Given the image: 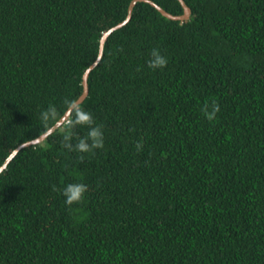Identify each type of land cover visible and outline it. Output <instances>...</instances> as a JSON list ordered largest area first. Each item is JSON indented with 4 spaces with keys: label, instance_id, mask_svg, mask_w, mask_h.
I'll use <instances>...</instances> for the list:
<instances>
[{
    "label": "trees",
    "instance_id": "obj_1",
    "mask_svg": "<svg viewBox=\"0 0 264 264\" xmlns=\"http://www.w3.org/2000/svg\"><path fill=\"white\" fill-rule=\"evenodd\" d=\"M131 1L0 0V166L79 98ZM184 2L183 21L137 2L108 36L77 106L102 126V148L63 147L75 107L0 173V264H264V0ZM153 48L165 68L148 67ZM77 182L86 198L66 206Z\"/></svg>",
    "mask_w": 264,
    "mask_h": 264
},
{
    "label": "clouds",
    "instance_id": "obj_2",
    "mask_svg": "<svg viewBox=\"0 0 264 264\" xmlns=\"http://www.w3.org/2000/svg\"><path fill=\"white\" fill-rule=\"evenodd\" d=\"M167 58L160 52L158 48L151 50V58L148 60V67L156 70L163 69L167 66ZM71 102L66 100L65 104L68 105ZM205 117L212 121L216 118L217 114L221 111L220 105L215 100H212L209 104H206L202 109ZM57 109L55 106H49L47 109L40 113V118L45 123L55 119ZM76 126H82L86 128V134L79 136L74 133L73 129ZM62 143L63 147L69 152H76L80 154H87L93 152L95 149L102 148L104 145V131L102 126L94 123L93 115L85 111L81 107L75 109V118L68 122L62 129ZM75 140V143L73 141ZM143 147L142 142H137L136 150L141 151ZM83 160L84 156L79 157ZM88 186L85 183H68L63 186L61 194L64 198V204L66 206H72L74 204H82L86 198Z\"/></svg>",
    "mask_w": 264,
    "mask_h": 264
},
{
    "label": "water",
    "instance_id": "obj_3",
    "mask_svg": "<svg viewBox=\"0 0 264 264\" xmlns=\"http://www.w3.org/2000/svg\"><path fill=\"white\" fill-rule=\"evenodd\" d=\"M182 7H183V13L180 15H174L171 14L169 12H167L166 10H164L161 6H159L158 4H156L155 2H153L152 0H132L129 8H128V14L127 17L121 21L120 23H118L117 25L113 26L112 28L108 29L107 31H105L101 38H100V45H99V52H98V57L97 59L86 69V71L83 74L82 77V85H83V91L81 93V95L79 96V98L69 107V109L65 112V114L52 126L50 127L46 132H44L43 134H41L40 136H38L35 139L23 142L21 144H19L10 154L9 156L5 159V161L3 162V164L0 166V173L7 167V165L10 163V161L15 157V155L23 148L28 147L30 145H35L38 143H41L42 141H44L50 134H52L56 129H58L60 126H62V124L64 122H66L70 115L72 110L77 107L80 103H82L84 101V99L87 97L89 89H88V84H87V78L88 75L90 73V71L95 68L97 66V64L100 62L102 56H103V51H104V47H105V43L106 40L108 38V36L116 29H119L121 27H123L124 25H126L130 18H131V14L133 11V8L135 6V4L137 2H147L149 4H151L152 6H154L163 16L172 19V20H186L189 19L190 14H191V10L190 8L187 6V4L184 2V0H179Z\"/></svg>",
    "mask_w": 264,
    "mask_h": 264
}]
</instances>
